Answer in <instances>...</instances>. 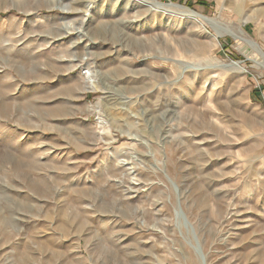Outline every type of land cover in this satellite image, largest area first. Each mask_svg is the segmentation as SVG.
<instances>
[{"label": "rangeland", "instance_id": "374dc122", "mask_svg": "<svg viewBox=\"0 0 264 264\" xmlns=\"http://www.w3.org/2000/svg\"><path fill=\"white\" fill-rule=\"evenodd\" d=\"M84 1L0 0V264H264V0Z\"/></svg>", "mask_w": 264, "mask_h": 264}, {"label": "bare ground", "instance_id": "6f19581e", "mask_svg": "<svg viewBox=\"0 0 264 264\" xmlns=\"http://www.w3.org/2000/svg\"><path fill=\"white\" fill-rule=\"evenodd\" d=\"M79 1V4L77 5V6H72V8L73 9H84V11H87V4L89 3L88 1L87 2H85L84 0H78ZM59 3V2H58ZM61 3V2H60ZM59 3V5L63 8V9H70V5H68V4H60ZM172 6H175L174 8H180V9H182L184 6H182V5H179V4H172ZM163 8H164V6H160L159 8H157L156 10L157 11H159V12H163ZM193 14H195L196 16H198V17H200V18H202V19H206V17L202 14V13H194V12H192ZM86 14V13H85ZM69 25V24H68ZM71 25H69V26H67V30H71V27H70ZM114 31H115V29H114ZM78 34H84V31H82V29L81 28H78ZM192 36V35H191ZM85 59V57H83L82 58V60H84ZM80 60V59H79ZM87 71H88V73L90 74V76H89V85H91L93 88H98L99 87V82H98V80H96L95 78H94V73H93V71L89 68V70L87 69ZM87 71H83L84 73L86 72L87 73Z\"/></svg>", "mask_w": 264, "mask_h": 264}, {"label": "crops", "instance_id": "0c3cea01", "mask_svg": "<svg viewBox=\"0 0 264 264\" xmlns=\"http://www.w3.org/2000/svg\"><path fill=\"white\" fill-rule=\"evenodd\" d=\"M63 79H65V78H63ZM67 86H70V85H69V84H63L61 89H62V90H65L64 87H67ZM57 90H58V89H57Z\"/></svg>", "mask_w": 264, "mask_h": 264}, {"label": "trees", "instance_id": "16d2710c", "mask_svg": "<svg viewBox=\"0 0 264 264\" xmlns=\"http://www.w3.org/2000/svg\"><path fill=\"white\" fill-rule=\"evenodd\" d=\"M200 3H203V4H204V2H203V1H200Z\"/></svg>", "mask_w": 264, "mask_h": 264}]
</instances>
